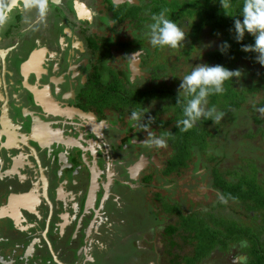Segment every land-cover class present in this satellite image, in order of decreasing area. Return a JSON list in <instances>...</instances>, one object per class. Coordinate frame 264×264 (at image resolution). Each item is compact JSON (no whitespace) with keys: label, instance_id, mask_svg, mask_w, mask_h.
I'll return each mask as SVG.
<instances>
[{"label":"flooded vegetation","instance_id":"flooded-vegetation-1","mask_svg":"<svg viewBox=\"0 0 264 264\" xmlns=\"http://www.w3.org/2000/svg\"><path fill=\"white\" fill-rule=\"evenodd\" d=\"M87 1L43 0V10H36L28 6L36 0H0L1 264L105 263L107 253L99 257L91 253L94 232L123 229L102 225L105 216L123 214L118 200L150 188L160 177L157 171L167 176L162 172L164 162H159L147 140L149 133L159 136V128L151 131L159 121L171 123V116L158 120V109L155 116L145 114V122L148 117L154 120L149 132L141 131L131 112L146 111L158 99L144 98L128 106L120 99L133 90L165 86L158 84L162 73L158 75L157 67L164 63L151 64L147 56L151 44L145 33L153 16L143 5L151 0H91V6ZM52 12L56 17L50 23L46 20ZM39 22L41 34L31 37ZM24 31L30 32L26 38L19 36ZM180 45L171 58L174 68L163 65L161 70L168 69L171 80L174 73L183 78L182 69L206 63L218 42L206 36ZM157 49L153 47L154 52ZM193 172L190 167L186 173ZM172 178L176 187L180 180ZM167 185L159 184L154 200L165 197L171 204ZM146 195L141 200L144 196L151 201ZM172 197L184 213L200 217H206L205 205L213 204L205 197L190 208L180 188ZM136 219L135 243L142 237L145 245L138 244L137 251L143 247L158 254L156 239L162 236L164 245L162 233L171 219L150 228ZM238 244L243 242L228 250L229 258L214 251V259L201 264H245ZM117 247L121 249L119 243ZM164 253L166 264H171L167 242ZM109 264L125 261L114 259Z\"/></svg>","mask_w":264,"mask_h":264},{"label":"trees","instance_id":"trees-1","mask_svg":"<svg viewBox=\"0 0 264 264\" xmlns=\"http://www.w3.org/2000/svg\"><path fill=\"white\" fill-rule=\"evenodd\" d=\"M242 4L243 0H230L231 6L228 9V14L238 16ZM146 5L150 7V15L164 13L165 18L180 25L186 32L184 41L186 44L193 42L196 38H205L206 36L217 40V49L216 51L211 49L206 63L221 64L229 69L241 70L239 78L233 77L224 82L223 93L211 94L207 98L206 107H214L218 113H222L223 122L230 123L232 121L234 113L230 114L228 111H236L247 103L249 99L247 94H250L249 87L252 85L259 87L257 89L252 86L257 89L252 93L260 94V99L255 100V103L261 113L254 116L258 129L255 130L256 132H246L242 137L254 141L256 135L261 133L264 138V67L258 66L254 72L248 68L258 65L255 61L256 54L244 52L241 49L242 45L254 43V38L246 34L243 41H236L233 23L235 16L225 14L219 0H151L143 6ZM240 18L242 19V17ZM225 41L230 47L222 53L220 47ZM176 49L179 50L178 47L171 48V58L174 57ZM184 59L186 60V55ZM163 65H157L160 71L158 75L162 69H165ZM171 67L174 68L172 62ZM188 71L182 69L180 72H183L184 77ZM174 74L171 88L164 86L141 91L133 90V92L121 96L123 99L120 98L127 106L144 98L158 99L159 113H171L169 129L164 128L168 122H158L160 125L159 136L163 137L171 147V156L164 162L162 172L166 175L171 174L172 181L174 180L172 177L182 180L189 168L192 167L193 174L201 176L202 180H208L209 188L217 191L219 197L224 198L223 200L220 198L218 206L212 204L218 207L217 214L211 211L206 213V217H200L194 213H184L181 206L176 204L172 194L177 189L172 185L171 207L167 205L169 203L165 197H157L159 201L157 211L161 212L162 218L165 220L166 218L171 219V223H168L167 220L168 224L162 233L167 244L171 247L169 261L171 264H201V261L209 259L214 251L216 252L214 255L223 254L229 258L228 250L237 242L244 241L249 244L246 246L249 253L247 254L244 250L239 252L243 253V259H246L245 264H264V161L260 163L252 156L253 153L252 155L246 153L250 150L241 148L236 162L229 164L227 156L237 147L239 138H231L227 133L225 135L221 133L219 128L223 118L219 122L213 123L212 119L207 121V118L202 117L187 131L178 128L176 122L183 118V106L186 101L182 97L181 102L177 103V89L182 78L180 79L176 77V73ZM248 79L251 81L250 83H248ZM115 92L114 90L109 94L113 95ZM243 94L244 97L238 98V95ZM202 168H205V173L199 172ZM145 180L150 179L146 177ZM228 203L237 204L245 210L246 217L238 220L225 216L222 210ZM163 207H167V209L165 210ZM175 209H178L176 214Z\"/></svg>","mask_w":264,"mask_h":264},{"label":"rangeland","instance_id":"rangeland-1","mask_svg":"<svg viewBox=\"0 0 264 264\" xmlns=\"http://www.w3.org/2000/svg\"><path fill=\"white\" fill-rule=\"evenodd\" d=\"M87 2H88L87 5L91 6L92 4L91 0H88ZM1 3L4 4L5 2H1ZM36 10H37V7H36ZM62 11L65 12V9H62ZM53 13L54 12H52L50 15L47 16L48 18L46 21L50 23L53 21V19L56 17V15H53ZM41 24L42 23L39 22L38 24L35 25L34 30L31 33V37H38L41 34L40 32L41 30L40 28L42 27ZM22 33L23 35L20 32L19 36L26 38L29 36L30 32L24 31ZM216 49L217 47L212 46L213 51H216ZM147 56H148V61L149 60L152 61L151 64L155 65L158 63H164V65H166L167 68H171V48L170 47H167V46L162 47V48L158 47V49L154 52L153 46L149 45ZM189 62L190 61H188L187 63ZM192 62H195V60L193 59ZM180 64L181 62L179 63V65ZM258 66L260 65L258 64L255 67L251 66L248 68L249 69L251 68L252 69L251 72H254L255 70H257ZM248 68H247V71H248ZM161 73L162 75L158 79L159 80L158 84H164L165 86L171 87V73H169V70L166 69L162 71ZM250 82L251 81L248 79V83ZM252 86L248 88V91L250 94H247V97H249L247 103L241 106L238 110L236 109V111L235 110L228 111V113L230 114L234 113L232 121L230 123L223 122L224 117H222L223 119H222V122L220 123L221 126L219 130L221 131L222 134L225 135L227 133L231 138H236V137L239 138L237 147H235L234 151L227 156L229 157L228 159L230 161L229 164L232 162H236L237 155L239 154V152H241V148L247 151L250 150L249 152H246V153L251 154V155L253 153L252 156L260 163L261 161H264V138H262L261 133H258L256 135V139L254 141L247 140V138L242 137L243 134H245L246 132H249V131L256 132L255 130L258 129L257 124L255 123V120H254V116L261 113L260 108L255 103V100L260 99V94L252 93V92H255L259 88V87L254 86L255 88H257L255 89ZM240 97H244V94L238 95V98ZM157 109H159V101H156L147 106L146 111L148 112L146 113V115L155 116V112ZM157 114H158L157 115L158 120H167L171 116L170 112L165 113V114L157 112ZM210 120H211L210 118H207V121H210ZM159 126H160L159 124L155 125V130L151 132L157 131ZM170 126H171V123L166 125L164 128L169 129ZM150 148L149 149L151 151L156 153L157 158L160 163L165 162L171 156V147L167 144V142L164 147L157 148L155 146H151ZM205 172H206L205 168L204 169L202 168L201 173H205ZM186 175L187 176H185L182 180L178 181L179 184L176 185V188L181 189L183 200L187 202L190 208L196 207V202L198 200H203L205 197H208L209 199H213V204L218 206L217 205L218 192L213 191V189L207 188L208 183H206L205 179L200 180L199 178H197V176H195L192 173H186ZM157 177L159 178H156L153 185L149 186L150 188H141L140 190H138L139 196L137 193L133 192L127 198L118 200L117 205L119 209L122 210L123 214H118V215L108 214L107 216H105L104 221L101 222L102 225L104 223L106 227L110 228V230L111 228L118 227V226H122L123 228L122 230L120 231L111 230V231H108L107 233L94 232L92 236V240L95 244V247L91 253L95 255V257H99L100 255L102 256V254L104 255L105 253H107L106 256H108L106 257V261L103 260L105 263L102 262L99 264H109L111 260L120 259V258L124 259L125 264H130L129 262H133L131 264H166L167 263L168 257L164 253V245L166 244V241L164 240L163 242L164 245H163L161 240H163L164 238L162 236L161 237L159 236L161 240L156 239L157 240L156 250L159 249L158 254L155 252L154 248H153L154 251L152 252H150L149 250L145 252L143 251V247H142V250L141 248H139L138 249L139 252H138L136 249L138 247L137 245L141 244L142 246L144 245V243L142 242L143 240L142 237H140L139 243H135V241L138 240V237L134 236L135 234L134 232H136V230L133 231L134 226L136 227L138 226L136 224V221H138L136 217H138L139 219V224L141 222V226H144L145 228H150L152 224L154 223L157 224L158 222L160 223L161 219L162 221L164 219L162 218L161 212L157 211V208H159L158 207L159 201L154 200L153 195L156 193L155 190L159 188V184L161 185V184L167 183L168 184L167 186L171 187V174L164 176L160 173V171H157ZM144 193L147 194L146 196L150 198L151 201H147L144 196H143V199L141 200L142 195ZM167 205L171 207L170 204H167ZM205 206H206L207 213L212 211L214 214H217L216 212L219 211L217 209L218 207L213 206L212 203H209L208 205H205ZM203 207L204 206H202V208ZM163 208L165 210L167 209V207H163ZM181 208L183 209L182 206ZM222 213L229 218H236L238 220L244 219L246 217V214H244L246 213V211L240 208L237 204H232V203H228L223 208ZM205 216H207V214ZM133 220H135V222ZM160 227L161 226H157L156 230L159 231ZM118 243L120 244L121 249L117 247ZM112 245H115L116 249L111 250L110 247ZM248 245L249 244L247 242L243 241V245L238 244L237 245L238 248L237 247L236 248L238 249V251L244 250L248 254L249 253L248 248H246V246ZM4 249L5 248L2 249L3 252H5ZM214 257H215L214 255H211L209 259H214ZM29 262H31V260H29Z\"/></svg>","mask_w":264,"mask_h":264},{"label":"clouds","instance_id":"clouds-1","mask_svg":"<svg viewBox=\"0 0 264 264\" xmlns=\"http://www.w3.org/2000/svg\"><path fill=\"white\" fill-rule=\"evenodd\" d=\"M219 2L225 14L235 16L233 23L236 41H243L246 34L254 38V43L242 45L241 50L255 53V61L261 67H264V0H243L238 16L228 14V9L231 6L230 0H219ZM28 6H35L43 10V0H36L34 5L29 4ZM152 21L147 26L145 35L148 36L153 47L162 48L167 46L175 49L185 41L186 32L176 22L165 18L164 13L154 15ZM229 47L230 45L225 41L220 50L223 53ZM138 51H142V49ZM240 75L241 70L229 69L221 64H198L181 79L178 86L177 103L181 102L182 97L186 102L183 106V118L176 122V126L181 128L182 131H187L202 117L212 119L213 123L219 122L223 114L218 113L214 107L207 108V98L211 94L223 93L224 82L233 77L239 78ZM147 112L143 110H133L131 112V120L134 122V126H138L141 131H147L154 120V118L148 117L145 122ZM147 143L150 147L160 148L166 145V140L163 137H156L149 133ZM220 198L221 200L224 199L222 196Z\"/></svg>","mask_w":264,"mask_h":264}]
</instances>
